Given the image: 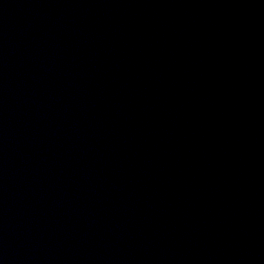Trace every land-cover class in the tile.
I'll return each instance as SVG.
<instances>
[{"label": "water", "instance_id": "obj_1", "mask_svg": "<svg viewBox=\"0 0 264 264\" xmlns=\"http://www.w3.org/2000/svg\"><path fill=\"white\" fill-rule=\"evenodd\" d=\"M0 264H264V0H0Z\"/></svg>", "mask_w": 264, "mask_h": 264}]
</instances>
